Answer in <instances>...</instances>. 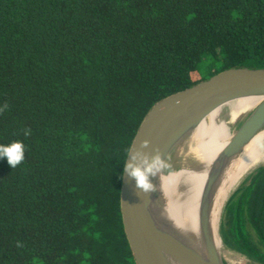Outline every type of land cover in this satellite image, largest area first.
<instances>
[{"label":"trees","instance_id":"trees-1","mask_svg":"<svg viewBox=\"0 0 264 264\" xmlns=\"http://www.w3.org/2000/svg\"><path fill=\"white\" fill-rule=\"evenodd\" d=\"M243 66L264 68V0H0V144L26 146L0 159V264H136L120 193L140 123ZM225 215L223 241L264 264V167Z\"/></svg>","mask_w":264,"mask_h":264},{"label":"water","instance_id":"water-1","mask_svg":"<svg viewBox=\"0 0 264 264\" xmlns=\"http://www.w3.org/2000/svg\"><path fill=\"white\" fill-rule=\"evenodd\" d=\"M247 97L257 99L255 105L234 123L231 137L207 170L198 199V236H195L190 230L177 227L166 214V202L160 191L161 176L180 169L179 152L183 154L188 138L212 110L228 101ZM262 129L264 68L225 69L162 98L150 108L130 145L120 193L123 226L136 264H228L216 246L211 219L213 196L230 162ZM137 152L146 155L149 163L159 156L167 165L149 176L153 185L149 192L140 189L125 172L128 164L143 166L139 158L132 159ZM221 229L219 223L217 233L223 240Z\"/></svg>","mask_w":264,"mask_h":264},{"label":"bare ground","instance_id":"bare-ground-1","mask_svg":"<svg viewBox=\"0 0 264 264\" xmlns=\"http://www.w3.org/2000/svg\"><path fill=\"white\" fill-rule=\"evenodd\" d=\"M252 97L228 101L212 110L188 138L183 154L179 152L180 169L161 176V193L166 214L177 227L198 236L197 206L200 191L211 161L232 135V125L256 103ZM264 167V129L259 131L225 170L213 196L211 219L216 246L223 254L227 244L217 229L227 199L247 178ZM261 172V171H260ZM245 191V190H244ZM246 264H259L252 261Z\"/></svg>","mask_w":264,"mask_h":264},{"label":"clouds","instance_id":"clouds-1","mask_svg":"<svg viewBox=\"0 0 264 264\" xmlns=\"http://www.w3.org/2000/svg\"><path fill=\"white\" fill-rule=\"evenodd\" d=\"M6 107V106H5ZM30 132L26 130L25 135ZM142 146H146V142H142ZM26 146L22 141H14L10 144H0V159H6L11 168L21 165L25 160ZM140 159L141 165L128 164L125 167V172L133 178L136 185L144 192H149L153 189V185L149 182V176L154 175L161 168H166L167 165L163 163L159 156L153 158L152 162H148L146 155L137 152L132 156L133 160Z\"/></svg>","mask_w":264,"mask_h":264},{"label":"rangeland","instance_id":"rangeland-1","mask_svg":"<svg viewBox=\"0 0 264 264\" xmlns=\"http://www.w3.org/2000/svg\"><path fill=\"white\" fill-rule=\"evenodd\" d=\"M206 59L207 58H204L203 62L200 64L201 73H205L207 71L208 60ZM235 127H236V124L232 125L231 129L233 130ZM225 216H226L225 212H223L222 217H221V222H220V226L222 225V228L225 226V221H226ZM227 250H228V253L223 254V257L228 264H246L247 262L253 263L250 258L230 248L229 246H227Z\"/></svg>","mask_w":264,"mask_h":264}]
</instances>
